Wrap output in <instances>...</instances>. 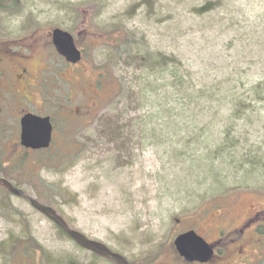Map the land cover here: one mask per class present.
Wrapping results in <instances>:
<instances>
[{
  "label": "rangeland",
  "instance_id": "1",
  "mask_svg": "<svg viewBox=\"0 0 264 264\" xmlns=\"http://www.w3.org/2000/svg\"><path fill=\"white\" fill-rule=\"evenodd\" d=\"M208 1L213 0H159L148 10L142 0H14L15 11H0V38H16L21 47L26 39L35 43L37 56H47L50 113L58 125L52 150L28 154L18 145L14 113L4 109L0 177L130 264H182L173 246L178 234L192 230L209 243L218 241V230L255 214L259 227L250 262L236 264L254 259L264 264V105L234 118L226 103L248 98L249 87L264 78V0H223L224 7L213 13H192ZM55 28L70 33L84 53L79 66L84 74L77 78L98 79L102 63L111 58L104 44L113 31L182 62L175 77L157 75L155 93L147 96L145 113L154 118L146 131L154 139L140 142L131 135L124 146L106 136L126 108L122 102L117 106L116 71H109L92 117L82 118L87 100L74 98L76 85L65 79L70 69L49 48ZM63 108L79 109V118H67ZM139 114L128 113L125 120ZM228 135L236 164L209 155ZM64 152L77 156L69 160L72 167L65 168ZM0 197L8 208L0 213V264H42L39 255L30 263L13 256L27 234L52 263L64 257L112 264L78 248L28 199L2 190ZM8 243L12 250H6ZM236 260L232 254L230 262Z\"/></svg>",
  "mask_w": 264,
  "mask_h": 264
},
{
  "label": "trees",
  "instance_id": "2",
  "mask_svg": "<svg viewBox=\"0 0 264 264\" xmlns=\"http://www.w3.org/2000/svg\"><path fill=\"white\" fill-rule=\"evenodd\" d=\"M158 1L159 0H142L141 5L148 10H151L155 8ZM11 3H13L12 8H10ZM221 7H224L223 0L208 1L202 6L194 8L192 13L194 15L204 16L215 12ZM15 10L14 0H0V11L9 12ZM106 36L110 37V41L107 44H104V46H106L105 49L110 51L111 58L108 63H102L103 66L100 68L102 72L97 79L100 91L101 88L103 89V83L106 81V78H108L109 71H116V74H114V80L118 89L117 106L122 102L126 107L122 110L123 114L121 115V120H117V122L108 125L109 131L106 136L112 140V142H120V144L123 143L124 146L125 142L129 143L131 135L134 137L138 136L140 142L147 136L154 139V132L146 131L149 129L152 119L154 118V116L149 117L145 113V108L148 104L147 98L154 92L152 87H155L156 76L161 74L166 77H175L178 73V69L182 67V62L174 56L154 54L146 43H137L132 40L129 35H121L120 32L113 31ZM123 72H127V77L121 75ZM179 79L181 82L182 77ZM248 93V98L246 99H242L241 97H231L226 102L228 105L227 112L232 117L238 118L249 109L253 111L252 109H256L257 104L261 103L264 105V78L250 86ZM131 112H138L141 115L134 116V119L132 120H125L128 113ZM142 112H144V115ZM232 141H234V139L228 135V137L221 140L220 143L209 148V155L214 159L219 158L223 161L236 164L238 161L233 156V152L230 151L231 149H229V147L232 146ZM122 152V149L119 150V154H122ZM60 153H62V151H60ZM64 158L65 161L68 160L64 163L65 168L72 167L69 160H72L73 162L77 160V156H69L65 154V152ZM240 168H243V166H240ZM2 178L9 180L7 176H2ZM224 183L221 184V187H223ZM1 190L2 189H0V191ZM2 192L5 196H8L7 192L4 190H2ZM213 193H217V190H213ZM213 199H215V197ZM46 206H49V204ZM6 209L8 208L4 205V199L0 197V213L6 215L4 212ZM60 233L66 236L62 231H60ZM27 235L28 236H26L24 240H21L15 245L16 247L13 256L21 255L30 263L39 255V260L42 264H57L56 262L52 263L51 255L47 252H43L41 248H39L40 250L37 252V244L29 234ZM10 249L12 250V246L8 243L6 250L8 251ZM62 258L63 260H61V264H81L71 258Z\"/></svg>",
  "mask_w": 264,
  "mask_h": 264
},
{
  "label": "flooded vegetation",
  "instance_id": "3",
  "mask_svg": "<svg viewBox=\"0 0 264 264\" xmlns=\"http://www.w3.org/2000/svg\"><path fill=\"white\" fill-rule=\"evenodd\" d=\"M19 41L16 40V38L11 40L3 39L0 41V116L4 115V109H8L14 113L12 117L16 123L18 122L17 142L22 150H25L20 144L22 118L27 115H33L39 118H49L52 125V142L49 148L50 151L53 149L55 142L57 141L58 132L56 119L53 114L50 113L54 106L48 88V78L46 76L47 71L52 70V68L49 61H47L48 58L46 55H43L44 57L41 55L37 56V49H35L33 45L35 43H30L25 39L22 44L23 47H21L22 41ZM50 42L49 48L52 45V39ZM45 44L48 48V44L46 42ZM21 50H25L24 53H22ZM58 57L63 62V65L65 64V68L70 69V71H68L70 77L64 78L75 83L77 91L74 98L80 95L85 96L84 99L87 100L86 103L82 104V107L87 112L86 116L82 118L88 120L92 117V113L97 109V99L100 95L98 80L94 79L92 81L84 77L77 78L76 75L84 74V72L79 69L81 63L78 65H70L67 64L62 57ZM88 100H91L93 105H91ZM62 111L64 113L63 115L67 118L73 120L79 118V109L73 111L71 108H66L65 110L63 108ZM81 121L85 122L82 119ZM25 151L28 152V154L38 153V151ZM44 152L45 151L39 153ZM257 216L258 215L256 214L252 217L249 216L237 226L229 227L228 225L226 228L218 230L217 235H221L220 239L218 241L215 240L214 242H208L214 250V256L207 264H236L237 262H250L252 250L257 243ZM232 254H235V256L238 257V260L234 263L230 262V256ZM252 264H257L255 259L252 261Z\"/></svg>",
  "mask_w": 264,
  "mask_h": 264
},
{
  "label": "water",
  "instance_id": "4",
  "mask_svg": "<svg viewBox=\"0 0 264 264\" xmlns=\"http://www.w3.org/2000/svg\"><path fill=\"white\" fill-rule=\"evenodd\" d=\"M52 43L57 54L68 64L76 65L82 59L81 52L75 46L74 38L68 32L55 29L52 33ZM52 126L50 119H41L33 115L25 116L21 121V144L26 149H47L51 143ZM0 185L16 198H23L25 193L15 188L10 182L0 178ZM30 206L40 215L60 229L80 249L89 252L113 264H129L118 253L111 251L104 244L88 239L78 231L71 229L55 210L29 199ZM178 255L187 263H208L214 255L213 248L194 231L179 235L173 242Z\"/></svg>",
  "mask_w": 264,
  "mask_h": 264
}]
</instances>
